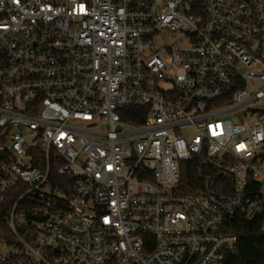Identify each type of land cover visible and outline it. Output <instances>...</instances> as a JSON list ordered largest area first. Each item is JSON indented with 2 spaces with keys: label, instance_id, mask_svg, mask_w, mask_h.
<instances>
[{
  "label": "built area",
  "instance_id": "built-area-1",
  "mask_svg": "<svg viewBox=\"0 0 264 264\" xmlns=\"http://www.w3.org/2000/svg\"><path fill=\"white\" fill-rule=\"evenodd\" d=\"M0 155V264H225L264 232V0H0Z\"/></svg>",
  "mask_w": 264,
  "mask_h": 264
},
{
  "label": "trees",
  "instance_id": "trees-1",
  "mask_svg": "<svg viewBox=\"0 0 264 264\" xmlns=\"http://www.w3.org/2000/svg\"><path fill=\"white\" fill-rule=\"evenodd\" d=\"M121 114L127 121L141 123L145 115V108L130 106L122 109ZM2 159L3 156L0 155V174L2 172ZM179 188L189 193H193L201 188V184L197 182L196 169L191 161L182 164ZM213 190L218 191L215 188ZM16 198L17 193L11 189L7 193V199L0 203V235H4L7 239L11 238V243L14 240L6 228L4 216ZM262 221L263 218L246 220L238 217L230 224L229 231L238 235L239 244L237 250L227 256L225 264H264V232L261 230ZM21 264L35 263H31L28 258H22Z\"/></svg>",
  "mask_w": 264,
  "mask_h": 264
}]
</instances>
